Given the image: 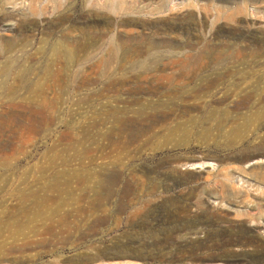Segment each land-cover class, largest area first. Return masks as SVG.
I'll return each mask as SVG.
<instances>
[{"label": "rangeland", "instance_id": "1", "mask_svg": "<svg viewBox=\"0 0 264 264\" xmlns=\"http://www.w3.org/2000/svg\"><path fill=\"white\" fill-rule=\"evenodd\" d=\"M35 1L0 30V264H264V0Z\"/></svg>", "mask_w": 264, "mask_h": 264}, {"label": "bare ground", "instance_id": "2", "mask_svg": "<svg viewBox=\"0 0 264 264\" xmlns=\"http://www.w3.org/2000/svg\"><path fill=\"white\" fill-rule=\"evenodd\" d=\"M35 2H36L35 0H32L30 3V6H29V12L31 13L30 15L32 16V18L21 17L22 14L19 12L16 14H10L8 16H0V30L3 28L5 29L7 27L6 24L8 23V21L12 20L13 22L15 21V23H16V29H21V30L23 29L24 33H31L32 20H34V18L37 17V15L39 13L38 9L35 6ZM96 2L97 1L93 2L92 5H96V4L98 5V2L97 3ZM50 4L54 8L58 7L60 5V3H58L56 0H50ZM42 10H43V8H42ZM124 11H126V10L124 7V2L122 0H118V1L108 0V1L104 2L100 6L99 10L94 12V14L96 15L97 20L104 21V22L108 23L112 19L111 18L112 15L122 17V15L125 14ZM118 22H119L120 26H134L138 23L137 21L130 20V19H120V20H118ZM8 31L11 33H15L14 30L11 31L8 29ZM76 39H78L77 34L75 36L74 35H70V36L68 35V36L64 37V41H62L58 47H55V49L52 51L53 57H55V58L49 62V64L52 65V67L53 66H56V67L57 66H64V65L66 66V65H70V64L79 63L80 60L76 58V48L74 46L77 43ZM0 44L2 45L1 48L5 54H8L13 49V42L5 41V42H0ZM158 46H160V45L149 44L145 49H142V48L126 49L123 51V54H122L120 59L124 60V59H126V57L128 58V56H130L129 54H133L131 57H133L134 55L136 57V55H138L140 53L148 54L153 48H156ZM166 46L169 47L170 44H166ZM84 48L85 47H82L81 50H84ZM108 49L110 50V48H108ZM110 51H111V54H113V57H111V58L114 60L117 59L116 57L118 54L117 55L114 54L115 51H118V50H116V47L112 46ZM77 54H80V53H77ZM138 56H140V55H138ZM78 57H79V55H78ZM82 58L84 59V57H82ZM87 59H89V58L87 57ZM114 60H111L108 63L114 64L113 63ZM86 62L91 63V62H88V60ZM7 63L11 64L12 62L7 61ZM84 64H86V63H84ZM153 65L157 66L158 63L153 62ZM79 66H76V67H79ZM49 68H51V67H49ZM224 102H226L225 99H220V100H218L217 103H224ZM238 103H239V101L230 102L228 104V106L229 105H236ZM259 119L260 118L257 117L256 120L259 121ZM259 152H260L259 158L264 159V148L259 150ZM256 179L259 181L260 184L264 185V174L257 175ZM237 218H239V219L248 218V219L252 220L253 217L250 215V213H246V214L242 213V214L237 215ZM262 223L264 224L263 221H262ZM191 233L198 234L199 231L195 230V231H191Z\"/></svg>", "mask_w": 264, "mask_h": 264}]
</instances>
